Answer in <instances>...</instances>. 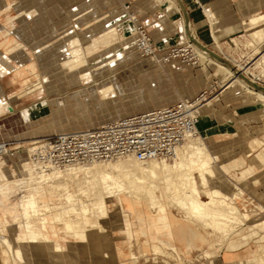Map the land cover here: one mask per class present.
<instances>
[{
  "label": "rangeland",
  "instance_id": "1",
  "mask_svg": "<svg viewBox=\"0 0 264 264\" xmlns=\"http://www.w3.org/2000/svg\"><path fill=\"white\" fill-rule=\"evenodd\" d=\"M105 1L106 0H0V35L5 33L6 37L10 35L18 40L12 43L14 62L10 63L2 56L4 49L0 47V63L7 67H12L14 65L16 71L20 72L24 68H31L29 75L26 74L29 78L27 86L30 85L32 87L29 90H37L33 97L27 96L18 102L17 111H25L27 109L25 112L26 115L24 114L23 117H19L18 120L13 119L12 124L8 128V135H2L1 137L12 142L13 147H16L18 151V144H21L20 149L24 150V153L27 155L28 147L32 142L37 140L41 141L44 140L43 137L56 134L53 131V128H57L54 113L64 112L65 106L62 104V99L67 98L68 94L80 91L83 87L92 86L96 84V80L100 83L109 78V73L103 74L98 78L93 75L89 69V56L95 58L102 52L110 50L116 52V47L121 45V42L117 43V39L119 40L120 36L119 33L126 31L124 33L129 35L128 40H130L133 26L128 23L126 17H124L123 10L118 0H113V7L118 9L117 15L122 19L121 25L123 26V30L119 32L117 23H115L117 22L115 21L117 17L110 13L112 6H102ZM131 2L133 4L144 3V9L142 10L144 14L141 16V20L147 26V29L150 30L156 23L149 17L158 12L160 0H131ZM212 2L213 0H210V2H206L203 6L211 14L214 26L212 23V27H208L204 23L201 28H197V22L202 18L199 16L195 18V21L191 22V30L196 40H198L201 45L205 46L203 41H206L207 44H210L209 49L218 56L219 54L217 51L226 52L228 49V45L219 42V40L228 35L242 32L245 35L244 43L246 46L251 42L255 44V50L251 56L240 52L238 55H230L227 59L224 57H207L205 59L203 57V62L200 66H189L190 68L181 66V68L187 69L190 74L193 73V75H189L188 77H195V81L200 83L198 88L203 87L205 82L207 84L211 82V88L209 90H212L213 95H218L215 99L218 103L216 108L217 111L211 110L212 108L210 107L208 113H203L204 120L202 119V122L207 120L212 121L215 118L217 124H226V130L216 134L215 137L211 134H203L199 129L200 136L205 137V135H210L212 138V151L219 150L222 147H231L233 148L231 150L233 154L224 157V160L221 159L218 163H214L211 168H207L205 172L209 176L210 187L208 185H203L205 183L202 184L203 181L199 178L197 182L200 186L199 188L202 190L203 200H208L206 191H208L209 188L214 189L219 187V189L223 191L228 187L226 186L227 181L231 184H234V182H239L241 184L242 187L238 189L237 187H232L233 194L224 192L226 194L224 195L225 198L222 196V199H225L224 201L229 203L231 201L233 202L235 193L238 195L245 193L241 199H238L237 203L234 201L237 209L240 207L238 210H241V213L237 210L238 212L236 211L235 213L239 214V216L237 214H231L232 217H230L229 226L230 224L232 226L227 229H229L228 232L230 233L232 232L230 231L232 227L231 230H233V232L230 234L227 233L229 236L221 232V243L218 241V235L216 234L219 233V231L216 232V227L213 228L215 224H211V227L210 225L201 224V219L199 220L201 222L194 219L173 202L168 204V208L171 212L180 220L186 219V216L189 215V224L194 228H198L199 231L209 239L210 243H198L189 253L177 252L172 248L164 247L160 243L152 241L149 234L140 232L134 214H112L110 219L102 222V226H104L103 230L101 228L99 229V227L91 226L86 230L89 236V246L87 244H68V248L65 252L54 253L52 250L53 244L50 243L48 247L43 250L47 255L50 254L49 256L53 254L57 260L48 261L49 264H227L225 254L228 247L231 243L237 241L238 235H240L241 232H247L249 230L248 233L242 234L241 238L246 240V242L253 241L257 243L259 249L263 245L264 166H260L253 160V157L258 153H264V98L259 96L260 94L264 95L263 66L252 71L253 76L250 74H243V77L249 82L246 85L242 86L238 82H235L230 86V82L237 76L235 71L232 70L240 69L238 65H244L251 59L261 60L260 58L264 54V18L259 20L260 23H255L250 18L252 15L249 16L248 23L252 26L249 29L248 26L244 24V16H241V20L237 23L220 25L216 13L210 5ZM96 3H100L101 5L99 10L95 8ZM188 3L193 4L192 0H188ZM251 11H255V13H264V5ZM195 14L199 15L200 12L196 10ZM106 15L108 17L107 20L104 19ZM7 19H13V23H10ZM154 19L158 21L156 16ZM158 23L159 26L171 36V41L168 46L179 43L182 44L188 39V37L182 40L180 39L179 34L176 33V26L169 24L165 26L161 24L160 21H158ZM17 31H25V37L28 38V36H30V40L25 37L22 38L18 35ZM212 37H215L218 42H211ZM173 39L176 40L175 43H173ZM73 50L74 52L77 51L75 53L78 54V56H83L82 60L84 62L77 63L75 67L65 65L59 66L58 68V64H64L69 58H76V54L75 56L70 54ZM89 51L91 54H89ZM117 52L119 55H125L121 48L118 49ZM142 59L145 58L139 57V60L142 61ZM262 64L263 63H261V65ZM46 65L49 68L56 67L59 69L57 70L58 75L54 77L44 74V66ZM125 65H132V62H127ZM174 65L178 66L179 62H176ZM121 70L123 69L117 68L111 72L116 73ZM241 70L242 69H240V72ZM77 76H80L82 86L78 88L71 87L68 81L71 77ZM156 79L157 77L155 75L148 76L145 79L138 76L137 83H142L146 85L149 91L154 90L155 92L157 89L163 87V85H159ZM117 80L119 81L117 82ZM117 80V84L121 83V85H123V81L120 79ZM251 81L254 83H251ZM153 82H156L155 84L158 85L156 88L153 87ZM55 85L57 87H55ZM256 86L263 89L256 91L254 90V87L257 88ZM206 89L208 88H201L198 94ZM26 93L27 91L22 93V95ZM85 93L90 94L91 91H85ZM86 94L83 93L82 96ZM40 103L42 104L37 106ZM73 109L71 110L72 117L78 119L79 114L81 115L87 112L92 115H98L99 113H103L104 110H109V106L106 99L104 100L100 95H97L96 97H91L88 104L82 105V108L75 106ZM8 115L10 114L5 113L0 116V126H4L5 117ZM66 119H68V117ZM18 139L20 141L16 142ZM245 150L247 152L251 151V155L249 154L245 160V165L243 167L236 165L234 168L228 169L227 166L236 160L240 152ZM15 161L17 163L19 162L18 160ZM8 167L12 169L8 173L9 179L15 180L22 177L21 171L24 170V168L20 167V164L19 166L18 164L13 166L8 165ZM236 170H239V172ZM241 171H244V176H242L244 180L243 184L242 181H239L242 178L240 175ZM256 173H258L256 176L260 177V179H250V176ZM241 188L242 191L244 189L245 192H242ZM16 190L17 192L15 191L14 194H12L13 199L20 198V196L25 193L23 189L20 191H18L19 189ZM240 196H242V194ZM247 197L252 200L250 199L248 202H245V198ZM84 200L87 205L91 206L90 199L89 202L86 199ZM133 201L136 203V206H134L137 212L136 214H148L145 213V206L140 198H133ZM53 203L55 205H65L66 199L64 196H61V198H56ZM86 203H84V205ZM110 206L114 207L115 203H110ZM119 207L120 206H118V209ZM233 216H236V219L239 218V221L243 220L242 222H245H240L239 224L237 223L238 220L234 219ZM0 218L3 219V215H1ZM96 221L97 217L90 215L89 223L94 225ZM233 221L236 222V225ZM34 225L35 226L30 228L33 234H35V228H40L38 220L34 221ZM11 229L12 228H10L11 232L17 233V229ZM26 229H28V227ZM225 229L226 227L221 229V231ZM22 230L23 228L18 225V232ZM54 230L56 233L57 230H64V224L59 223ZM74 230L76 232L77 230L82 231L84 229L80 227ZM102 234L110 236L118 243L122 253L121 256L117 255V250L114 246H97L91 244L94 242L93 239L95 237ZM49 235L51 236L52 234ZM69 235L73 236V233L69 232ZM40 238L43 239L42 236ZM76 238L82 241V237L76 235ZM27 240L30 245L35 244L31 239ZM54 240L56 243L58 242L56 237ZM68 241L71 240L68 239ZM177 245L183 246L182 243L179 242ZM154 249H156V251Z\"/></svg>",
  "mask_w": 264,
  "mask_h": 264
},
{
  "label": "bare ground",
  "instance_id": "2",
  "mask_svg": "<svg viewBox=\"0 0 264 264\" xmlns=\"http://www.w3.org/2000/svg\"><path fill=\"white\" fill-rule=\"evenodd\" d=\"M108 5L112 6L110 13L117 17L115 20L117 22L115 23H117V29L120 32L123 30V26L121 25L122 19L117 15L118 9L113 7V0H106L102 6L105 7ZM100 6V3L95 4V8H98V10ZM259 7L260 5L257 4L254 9ZM250 18L253 22L258 23L260 19L264 18V14L252 15ZM104 19H108L107 15ZM128 23L130 22L128 21ZM186 28L190 33H193L191 24H187ZM124 32L119 33L120 36L119 40L117 39V43L121 42V47H116V52L110 50L100 53L99 56L95 58L89 56V69L93 75L98 78L103 74L109 73V78L100 83L96 80V84L83 87L80 91L68 94V97L66 96L67 98L62 99V104L65 106L64 112L54 113L57 128H53V131L56 134L43 137L44 140L59 134L94 130L112 121L130 115L167 107L164 105L155 106L158 102L157 93L154 92V90L149 91L146 85L137 83L138 76L145 79L149 76L151 67L160 65H158L154 59L139 60V57L143 56L137 50V38L133 28L130 40H128L129 35ZM17 33L21 37L26 36L25 31H17ZM191 37L193 38L192 41L197 44L199 48L206 51V48L196 40L194 34H191ZM156 45L157 48H159L157 42ZM120 48L125 55L122 56L118 54L117 50ZM75 52L73 50L70 54L75 56ZM89 54H91L90 51ZM202 54L205 53L202 52ZM75 57L74 59L69 58L64 64H58V68L59 66L65 65L75 67L77 63L84 62L82 60L83 56L81 57L76 54ZM260 59L261 60L256 61V67L264 63V54ZM127 62H132V65H125ZM176 62H180L184 67H189V65L185 64L182 60L174 58L170 59L167 63H163L161 66L171 64L169 67L174 74L172 80L177 85L183 86L190 96L191 91L197 89L200 83L195 81L194 76L183 79L176 77L182 73V69L174 65ZM44 67V74L54 77L58 75L57 70L59 69L56 67L49 68L47 65ZM9 68L0 63V71L7 75L3 85L0 84V115L5 113L10 114L5 117L4 126H0V141L3 142H10L8 139H3L1 137L2 135H8V128L12 124L13 119L18 120L19 117H23L24 114L26 115L25 112L27 109L25 111H17L18 102L27 96L33 97L37 91L29 90L32 87L30 85L27 86L29 78L26 74L29 75L27 71L28 69L30 70L29 67L28 69H23L21 72L13 68L11 69V67ZM117 68L123 70L120 72L117 71L116 73L111 72ZM235 73L237 76L234 78L232 77L233 79L230 82V86L235 82H238L242 86L249 83L248 80L243 77L240 70H236ZM117 79L123 81V85H121V83L117 84ZM118 81L119 80H117V82ZM253 81H251V83ZM68 82L71 87L78 88L82 86L80 76L71 77ZM55 87L57 86L55 85ZM207 88L210 89L211 84ZM26 91L27 93L22 95V93ZM85 91H91V93L86 94ZM83 93L86 95L82 96ZM97 95L107 100L109 110H104L103 113H99L98 115L84 112L81 115L79 114L78 119L72 117L71 110L75 108V106L82 108V105L88 104L91 97H96ZM259 96L264 98L263 94ZM217 97L218 95L215 94L211 99H207L206 102L201 104L198 129L201 118L204 120L203 113H208L210 107L212 108L211 110L217 111L216 108L218 103L215 101ZM194 98H181L179 100H191ZM41 104L42 103L37 106ZM67 117L68 119H66ZM211 140L212 138L210 135H205V137L199 135L196 138L186 141L179 147L172 161L152 160L147 163H141L133 156H126L109 162H78L65 167L48 168L34 167L28 160L30 146L40 142L39 140L30 144L27 155L24 153V150L20 149L21 144H18L19 151L14 147L17 149V158L7 159L4 162L5 167L3 168L2 166L0 170V216L3 215V219L0 218V264H29L30 247L27 244L28 232L26 228L35 226L34 221L38 220L40 228H35V235L43 237V239L41 238L40 240L43 248H47L50 243L53 244L52 248H57L59 242L56 243L54 238L57 237L58 234L54 228L58 226L59 223L64 224V231L72 232L75 238L76 235H78L82 237V241H87L88 231L86 230H88L90 226L99 227V229L101 228L103 230L104 226H102V222L109 219V214H136L137 212L134 207L136 203L133 201V198H140L145 206V213L162 214V216L159 217L160 222L166 221L165 214H167L168 204L174 202L194 219L198 221L201 219L202 222L199 221L201 224L210 225V227L212 226L211 224H215L213 228L216 227V232L219 231V234L222 232L228 235L229 229L227 228L232 226L231 224L229 226L230 217L237 214L235 212L240 208L237 209L235 203H237L238 199H241L245 193H241L242 196H240L241 194L238 195L235 193L233 202L226 203L224 201L225 199H222V196L225 198L224 195L226 194L224 192H226V190L221 191L219 187L214 189L209 188L208 191H206L208 200H203L202 190L199 188L200 186L198 185L197 179L199 178L203 181L202 184L205 183L203 185L209 186V176L205 171L207 168H211L214 163H218L224 157L231 155V150L233 149L231 147H222L219 150L212 151ZM18 141L20 140H16V142ZM10 144L13 147L12 142H10ZM249 152L246 150L243 151L234 162L227 166L228 169H232L236 165L243 167L246 158L249 154L251 155V151ZM15 160L19 162L17 163ZM253 160L263 167L264 153H258L253 157ZM15 164H18V166L20 164V167L24 168V170L21 171V178L18 179L16 177L17 179L11 180L8 178V173L12 169L8 167V165L13 166ZM243 173L244 171H241V177L244 176ZM257 174L258 173L252 175L253 177L250 176V179H260V177L256 176ZM239 181H242L243 184V177ZM233 186L237 187V189L242 187L239 182H234ZM16 189H19L18 191L23 189L25 193H23L24 195L22 194L20 198L13 199L12 194H14L15 191L17 192ZM242 192H245L244 189ZM61 196H64L66 199L65 205H55L53 201L58 197L61 198ZM84 199L88 200V202L90 199L91 206L87 205ZM234 201L236 202L234 203ZM112 202L115 203L114 207L110 206ZM84 203L86 204L84 205ZM118 206H120L119 209ZM238 211L241 213V210ZM90 215L97 217L96 224L94 223L93 225L89 223ZM237 215L239 216V214ZM235 217L234 219H236ZM236 220L239 221V218ZM238 221L237 223L239 224L240 222H245H242L243 220ZM233 223L235 224L236 222L233 221ZM18 225L23 228L20 232H18ZM80 227H83L84 230H77L75 232L74 229ZM225 227L226 229L221 231V229ZM10 228H12L11 230L17 229V233L11 232ZM262 228L264 231V222ZM231 229L230 231L233 232ZM49 234L52 235L50 236ZM154 250L156 251V249ZM257 260L260 264H264V251L258 256Z\"/></svg>",
  "mask_w": 264,
  "mask_h": 264
},
{
  "label": "built area",
  "instance_id": "3",
  "mask_svg": "<svg viewBox=\"0 0 264 264\" xmlns=\"http://www.w3.org/2000/svg\"><path fill=\"white\" fill-rule=\"evenodd\" d=\"M124 17L133 26L137 38V50L145 59H154L158 65L167 63L170 59H180L185 64L197 67L203 62V57L228 58L240 52L251 56L255 44L244 43V34L226 37L219 42L228 45L227 53H213L206 42V51L192 41L186 25L191 24L190 12L184 0H160L155 16L161 24L176 26L180 39L187 38L184 43L168 46L165 50L157 48L152 33L141 20V14L130 0H118ZM208 24L212 26L211 14L197 1ZM212 41L217 43L215 37ZM252 48V49H251ZM204 52L205 54H202ZM229 53V55H228ZM222 56V57H221ZM246 56V57H248ZM256 59H251L244 65H238L242 74H250L263 66L256 67ZM238 69V70H240ZM232 71H236L232 70ZM254 90L263 89L256 86ZM212 90L202 91L191 100H179L173 105L147 110L112 121L94 130L79 133H64L46 138L29 148V163L34 167H65L78 162L113 161L126 156H133L141 163L152 160H172L177 150L186 141L200 135L198 129L199 110L201 104L213 97ZM9 158H17V149L10 142L0 141V170Z\"/></svg>",
  "mask_w": 264,
  "mask_h": 264
},
{
  "label": "crops",
  "instance_id": "4",
  "mask_svg": "<svg viewBox=\"0 0 264 264\" xmlns=\"http://www.w3.org/2000/svg\"><path fill=\"white\" fill-rule=\"evenodd\" d=\"M184 1L190 12L192 21H195V18H197L198 16L202 17L197 22V28H201L204 25V23L206 24V26L212 27L208 24L200 7L196 4L195 0H192L193 4L188 3V0H184ZM197 1L201 4V6L206 4V2H210V0H203V1L197 0ZM143 4H134L135 8L138 10L141 16L144 14V12L142 11L144 9ZM257 4L260 5L261 7L262 5H264V0H258V1L213 0V2L210 5L212 6L213 11L216 13V17L218 18V23L220 25L237 23L241 20V16H244V24H246L249 29L250 27H252L248 23L249 16L254 15V14H264L262 12L255 13V11L254 12L251 11L254 9V7ZM196 10L200 12L199 15L195 14ZM149 18L153 19L156 23L154 24V26L150 28L149 31H151L152 35L154 36L160 50L166 49L171 41V36L162 27L159 26L158 21L154 19L155 14H152V16H150ZM7 20L10 23H13L12 22L13 19H7ZM213 26H214V23H213ZM238 34H241V33L228 35L226 37H231V36L238 35ZM29 37L30 36H28V38ZM226 37H223L220 40H223ZM15 40L18 41L13 36L8 35L6 37L5 33L3 35H0V47L4 49L2 56L10 63L14 62L13 53H12V43ZM28 40H30V38ZM175 42L176 40L173 39V43ZM203 42H206V41H203ZM170 65L171 64H167L166 66H154L151 68L149 72V76L155 75L157 77L156 81L159 82V85H163L161 89H157V91H155L158 95V100H157L158 102L155 104V106H161V105L168 106V105L174 104L177 100L181 98H194L196 95H198V92L201 88L209 87V85L211 84V82H208V84L205 82V85L203 87L192 90L191 95L189 96V93L183 86L177 85L172 80V77L174 74L169 67ZM178 66L179 68H181L182 65L180 64V62ZM12 68L15 69L14 65L11 67V69ZM24 69H28V67ZM181 69H183L182 73L176 77L183 79L185 77H188L189 75H193V73L190 74L187 71V69L185 68H181ZM27 71L28 73H30L31 68L30 70L28 69ZM6 78H7V75L4 72L0 71V84L1 85H3L4 80ZM155 83H153V87L156 88L158 85H156ZM2 115L3 114H1L0 116ZM226 127L227 126L224 123L217 124L215 119L212 121L207 120L205 122H202V118H201L200 123H199V129L203 134H211L212 136H215V137H216V134L224 132L226 130ZM240 154H242V152H240ZM238 156L240 155H237V157ZM236 171L239 172V170H236ZM226 186H228L225 189L226 192L233 194L232 192L233 190L232 187H234L233 184L227 182ZM250 199L251 198L249 197L245 198V202H248ZM134 216L137 221L138 229L140 232L149 234L152 241L158 242L164 247L172 248L174 251L189 253L191 249L194 248V246H196L198 243H202V244L210 243L209 239L201 231H199L198 228H194L189 224V217H190L189 215L186 216V219L180 220L168 208L167 214H165L166 221L164 222L159 221V217L162 216V214H134ZM111 217H112V214H109V219ZM27 231H28V239H31L35 243L33 245H30L29 243H27L28 246L30 247L29 264H49L48 261L51 262V261L57 260L56 257L53 256V254L49 256L50 254L47 255L45 253L43 249H46V248H43L40 242L41 240L40 236L33 234L30 228H28ZM249 231L241 232V234L238 235L237 241L230 244L225 254L227 264H260L257 258L264 251V240H263V245L260 247V249L257 243H254L253 241L246 242V240H243L241 238V235L248 233ZM57 234L58 235L56 237V240L59 242V245L57 246V248H52L54 253L55 252H58V253L65 252L68 248V244H85V245L87 244L88 246L90 244L89 236H87V241H81V240L76 239L74 235L73 236L69 235V232H66L64 230H57ZM216 234L218 235V241L222 243L221 235L219 233H216ZM262 237L264 239V235ZM68 239L71 241H68ZM93 241L94 242H92L91 244H95L97 246H105V245L114 246L117 250L116 251L117 255L118 256L122 255L120 251V246H118V243H116L115 240H113L110 236H106L102 234V235L95 237ZM178 242L182 243L183 246L177 245Z\"/></svg>",
  "mask_w": 264,
  "mask_h": 264
}]
</instances>
